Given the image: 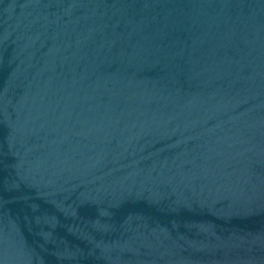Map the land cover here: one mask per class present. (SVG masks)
Wrapping results in <instances>:
<instances>
[{
  "label": "water",
  "instance_id": "1",
  "mask_svg": "<svg viewBox=\"0 0 264 264\" xmlns=\"http://www.w3.org/2000/svg\"><path fill=\"white\" fill-rule=\"evenodd\" d=\"M0 264H264V0H0Z\"/></svg>",
  "mask_w": 264,
  "mask_h": 264
}]
</instances>
